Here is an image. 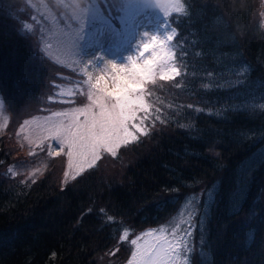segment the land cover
I'll return each instance as SVG.
<instances>
[{
  "label": "trees",
  "instance_id": "1",
  "mask_svg": "<svg viewBox=\"0 0 264 264\" xmlns=\"http://www.w3.org/2000/svg\"><path fill=\"white\" fill-rule=\"evenodd\" d=\"M224 2L217 10L224 14L219 25L225 31H204L174 44L181 77L172 83L179 89L184 85L185 98L170 104L174 109L182 105L186 114L181 115L189 121L183 118L185 122L172 127L148 119L150 135L141 134L134 146L127 145L125 168L117 164L110 176L96 169L62 190L56 182L61 159L51 158L52 167L40 182L21 185L4 169L12 152L0 137V264H69L78 258L97 264L106 243L119 241L124 231L130 235L132 214L144 215L146 202L171 194L173 176L188 184L200 181V189L190 196L213 192L211 202L206 194L200 198L203 209L208 207L206 243L200 245L207 253L243 225L240 232L245 234L264 224V216L258 215L264 211V29L255 20L254 0ZM21 6L20 0H0V97L11 121L23 113L19 103L33 98L36 84L52 77L31 49L29 35L19 29ZM193 7L194 14L206 9L195 2ZM191 105L211 112L194 113ZM184 124L194 127L185 129ZM115 181L122 182L125 194L110 189ZM135 219L132 227L140 231H150L144 228L147 223L154 225L150 217ZM65 250L70 261L62 263L58 257ZM249 252L243 249L241 254L248 257L247 264H255Z\"/></svg>",
  "mask_w": 264,
  "mask_h": 264
},
{
  "label": "snow or ice",
  "instance_id": "2",
  "mask_svg": "<svg viewBox=\"0 0 264 264\" xmlns=\"http://www.w3.org/2000/svg\"><path fill=\"white\" fill-rule=\"evenodd\" d=\"M161 11L166 19L163 27L168 29L165 35L161 37L144 33L147 38L140 43L137 55L130 57L127 64L111 63L110 67L106 64L103 69H99L101 74L94 83L91 75H88L86 83L90 89L91 106L75 109L65 121L52 126L50 139L60 151L67 149L69 166L75 164L78 172H82L85 165L91 168L100 158L101 152L115 157L121 146H126L129 141L137 142L141 134L150 135V129L143 126L151 115L149 105L144 100L145 85L155 82L157 77L169 80L180 75L172 46L177 28L170 26L169 17L173 13H182L184 4L182 0H163ZM89 63L92 64L91 61ZM141 112L144 113L142 118L138 116ZM138 120L139 124L134 123ZM155 120L165 123L159 114ZM180 126L185 129L194 127L187 124ZM151 127L155 129L154 124ZM215 154L219 155L218 152ZM205 194L208 202H211L212 191L205 193L201 190L199 194H192L178 215L183 216L184 210L193 204L195 210L189 211L187 217L182 218L168 236H158L139 247L131 264H188L189 256L194 251L189 241L197 227L195 217L201 216L199 224L203 227L204 216L208 212L207 206L203 209V215L199 209L200 198ZM138 239H132L131 244L136 246Z\"/></svg>",
  "mask_w": 264,
  "mask_h": 264
},
{
  "label": "rangeland",
  "instance_id": "3",
  "mask_svg": "<svg viewBox=\"0 0 264 264\" xmlns=\"http://www.w3.org/2000/svg\"><path fill=\"white\" fill-rule=\"evenodd\" d=\"M10 1V0H8ZM22 6L31 7L34 10L35 15H33L28 23L31 24L32 21L35 22L31 26V31L36 34L38 41V49L44 55L50 57L54 61L62 64L67 70L68 79L56 80L52 83V88L43 90V98L37 105V111L27 116L22 117L13 127L11 139L16 144L20 156L16 154L12 155V160L4 167L7 174L15 175L19 172L26 174V177L33 179L38 175L37 170L41 169V163L33 160H26L24 157L26 154L34 147L37 141L41 137H46L51 135V128L54 122L64 121V116L60 115L59 118H55L60 110H64L68 105L58 108L55 106L56 102L69 103L74 101L73 96L76 94H82L86 99L82 102L80 106L84 108H89L91 106V101L89 100V87L83 78L78 76L80 70L86 71V67L91 66L90 75L95 82V78L100 75L99 69H103L106 64L115 63L117 65H125L128 63L130 57H135L138 53L140 43L146 39L144 33L149 35H165V31L161 29V26L156 23L146 27L139 36L129 37L124 39L125 51L122 54H115L113 49L108 47H114L116 44L113 41V36L110 35L103 41V37L99 34L100 29H96L92 33L83 34V40L81 44H78L77 38L80 33V29L84 26L86 20H83L82 8L86 2L81 5V10L78 13H73L70 1L69 10H64L60 12L58 10L52 9V7L45 0H21ZM106 3V0H102ZM207 0H199L201 6H206ZM263 5H264V0ZM116 14L121 16V12L118 6L121 4V0H115ZM147 3L146 0H128L127 9L131 10L135 7H142L143 4ZM154 9L162 12L160 9L153 7ZM17 8V10H19ZM85 13V12H83ZM163 13V12H162ZM224 17L221 13L214 18H210L203 22L202 30L206 31L210 35H214L225 31L224 28H220V20ZM139 34V33H136ZM135 34V35H136ZM103 41V42H102ZM92 62V64L89 63ZM39 91L36 92L33 99L27 100L24 97L19 104L22 108L34 105L38 101ZM145 100V98H144ZM145 103L147 104L146 100ZM148 105V104H147ZM79 106V107H80ZM55 116V117H53ZM9 112L5 108V105L0 99V134L2 135L7 128L9 122ZM166 117V116H165ZM175 117L173 116L170 121L173 126H177L174 123ZM152 121L150 118L149 122ZM135 123V122H134ZM139 124V123H138ZM144 127H149L148 122H144ZM7 146V145H5ZM106 153L101 152L100 158H104ZM129 157V156H127ZM77 173L78 170L73 164L69 166L68 160L66 162L65 173ZM79 173V172H78ZM136 235H139L135 232ZM146 242H138L135 246L136 253L139 247H142ZM65 255L61 257V262L70 261L69 250H65ZM136 258V254L131 252L124 262L121 264H131L133 259ZM110 257L104 254L97 264H111L109 261ZM72 262V263H71ZM71 264H86L84 261H70Z\"/></svg>",
  "mask_w": 264,
  "mask_h": 264
},
{
  "label": "clouds",
  "instance_id": "4",
  "mask_svg": "<svg viewBox=\"0 0 264 264\" xmlns=\"http://www.w3.org/2000/svg\"><path fill=\"white\" fill-rule=\"evenodd\" d=\"M56 3L60 4L62 3V0H55ZM85 2V0H71V7L73 10V13H78L81 10V5ZM147 3L150 4V6L158 8L161 10L163 5V0H146Z\"/></svg>",
  "mask_w": 264,
  "mask_h": 264
}]
</instances>
